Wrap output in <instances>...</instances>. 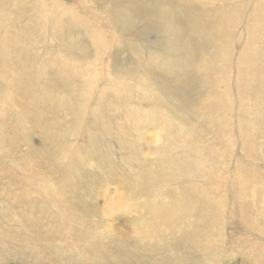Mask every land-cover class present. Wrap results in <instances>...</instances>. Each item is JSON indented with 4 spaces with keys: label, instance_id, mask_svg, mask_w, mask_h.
Returning a JSON list of instances; mask_svg holds the SVG:
<instances>
[{
    "label": "rangeland",
    "instance_id": "1",
    "mask_svg": "<svg viewBox=\"0 0 264 264\" xmlns=\"http://www.w3.org/2000/svg\"><path fill=\"white\" fill-rule=\"evenodd\" d=\"M44 1L37 0V3H33L32 0H0V39L7 38L9 43L13 41L22 47L24 50L22 55L10 56L11 60L14 65L20 61L26 63L29 75L36 81L33 86L38 89L43 87L40 90L41 96L44 92L43 79L52 76V73L57 75L56 65L52 63L55 56L69 57L73 59H70L73 64L86 68L87 73L83 74L84 76L75 74L70 78L75 79L72 81V87L82 85V88L86 87L83 90L91 92L92 96L89 101L79 103L81 101L79 96L73 95L68 88V92L66 91L64 85L67 80L60 79L62 82L57 81L47 90V99L35 96L24 109L15 101L20 96L16 82L4 73L2 64L0 65V97L9 96L11 98L9 108L18 110L19 138L24 141L20 142V148L31 155L30 166L27 163L23 164V169L18 167L16 161L0 164V264H66L65 258L62 257L64 252L60 247L64 241L61 236L69 239L70 233L63 231L60 234L58 228L61 227L59 225L52 227L53 219L43 217L41 214H38L41 225L32 226L29 220L30 210H26V203L32 204L36 189L46 190L49 194L48 190L59 191L65 187V194L68 192L70 187L66 186L64 171L76 151L75 157L77 155L80 167H75V172L78 175L81 173L82 177L74 181L73 191L78 199L73 202L77 205L81 224L73 227L74 229L83 228L86 232L91 229L100 234L112 233L118 237L115 241L120 244L140 240L136 234L143 228L141 221L148 218V213L134 205L133 208L128 207L127 202L130 201L128 196L135 192L133 201L140 204L141 201L154 197L150 192H144L148 191L146 188L154 187V191L161 194L152 204L157 207L172 200L170 188L175 186L177 191L180 187L184 192L183 188L189 184L186 182L191 180L190 186L194 185L199 190L204 188L206 190L208 187L214 201L224 202L223 214L221 218L218 217L220 222L212 223V228H220L219 236L215 239L211 251L203 250L198 243L193 245L185 241L186 235L190 233L188 228L184 234L183 229L187 228L184 223L190 215L185 214L184 207H176L175 215L181 219L175 225L173 233L167 236L169 238L165 242H160L157 238L150 240L157 249L161 248L158 254H162H157L159 257L157 261L160 264H163L161 262L182 264L186 256L189 262L196 261L198 264H264V115L257 117L258 121L254 122L257 130L253 133V144L248 148L241 144L239 137L241 134L237 133L236 124L238 121L251 120L255 115L248 110L240 111L239 114L235 111L228 113L232 142L222 147L220 144L224 141L222 139L227 138V134L218 133L211 124L210 117L205 116L208 97L215 90L209 75L202 74L200 83L176 91L163 83L158 77L155 63L151 61L155 52L156 56L165 52L167 43H174L177 38L189 36L190 33L194 36L196 34L195 43L202 42L206 47V52L200 59L208 60L207 53H214L219 45L218 29L216 27L213 29L218 21V13L215 10L217 4L224 5V2H229L233 5L239 0ZM51 2L59 6L56 12L61 14L62 19L59 18L61 21L67 20L66 16L69 15H73V18L83 14L90 20L91 13L96 12L98 14L94 21L96 27L100 31L103 28V34L108 37L111 44H105L99 53L91 31L74 21L57 32L56 23L52 21L55 18L49 20L42 16L44 10L46 13L52 7ZM257 2L258 0H244L246 4L241 23L237 24V28L229 36L233 41L229 52L231 58L239 55L246 43L245 17ZM120 11L124 13L128 11L133 16L134 29L131 27L129 29L127 24L118 26L114 23L117 22L115 14ZM165 11L169 13L167 17L171 16L174 22L164 31L162 24L165 18L160 16ZM43 15L46 14L43 12ZM47 20L51 25L48 30L44 28L45 24L49 27ZM107 22L112 24L111 33L105 26ZM146 27L150 28L148 36L140 37L139 33H143ZM1 42L2 40L0 44ZM3 55L4 53L0 52V58L4 57ZM43 65L45 70L42 68ZM261 65L264 68V63ZM94 73L97 74L98 80L95 79L94 84L84 86L85 75L89 77ZM189 76L198 81L195 74L189 73ZM140 78L141 90L145 92L150 90V94L144 95L140 100H137L138 92L126 98L124 92L134 91L127 87L131 86L135 79ZM261 78L264 84V73ZM58 86L63 88L60 89ZM67 86L71 87L70 84ZM91 87L94 89L91 90ZM251 87L245 86L242 89L244 102L248 103L252 94L264 96V86ZM217 90L221 88L218 87ZM155 107L159 108L171 123L182 122L188 127V131L182 135L184 140L197 138L209 142L208 146L211 148L222 147L217 154L219 157L215 155L213 161L209 163L214 169L215 180H208L207 184L208 181L203 179V171L196 169L193 171L189 164L185 166V174L175 175V180H170L164 164L161 161H154L157 155L162 156L157 149L163 142L158 135L163 130L154 122L147 123L146 119L142 118L135 121L132 117H139L137 112L144 114ZM130 114H133L132 117ZM136 122L140 126H136ZM9 129V125L6 126V130ZM48 141L53 149L55 147V151H52V160L49 161L43 157L52 150L45 146ZM179 144L178 142L177 145ZM132 145L137 146V153L147 159L146 162L156 177V186L155 184L151 186L145 180L140 182L142 184H129L122 168L129 159L128 150ZM6 146V149L12 150L11 146ZM2 159L0 155V160ZM58 163L61 165H57ZM134 164L137 165V162ZM27 169L47 178L50 189L47 190L33 182L31 173L25 172ZM235 171L251 175L253 181L251 180L247 191L245 190L250 193L249 197H243L245 188L240 189L239 186L238 189V184L233 183ZM238 190L242 193L240 194ZM182 192L175 193V202L182 198ZM42 196H45V192ZM39 204L43 206L42 203ZM205 220H209V216H206ZM192 229L199 231L201 228ZM183 234L185 240L180 244L184 238ZM120 248L122 250L113 260V264H137L139 259L141 262L144 258L145 251L135 260L128 256L124 246ZM151 250H147V253ZM177 255H181L179 261L181 263L178 262ZM104 256L106 257V254Z\"/></svg>",
    "mask_w": 264,
    "mask_h": 264
},
{
    "label": "bare ground",
    "instance_id": "2",
    "mask_svg": "<svg viewBox=\"0 0 264 264\" xmlns=\"http://www.w3.org/2000/svg\"><path fill=\"white\" fill-rule=\"evenodd\" d=\"M32 1L33 3H37V0ZM224 3V5L223 3H220L221 5L217 4V8H215L216 12L218 13V21L213 29L215 27L216 29H218L219 45L215 48L214 53H207L208 60L200 59V56H202L203 53L206 52V47L202 42L195 43L194 39L196 37V34L194 36V34L190 33L189 36H186L187 38L180 37L177 38L174 43H167L165 46V52L157 54V56L155 52V54H152L151 59L153 60L151 61L155 63L157 72L159 73L158 77L162 79L164 84H168V86H170L172 89H175L176 91L182 90L184 88H189L195 83H200L202 74L207 73L209 75L211 84L215 87V90H213L208 97V101L206 103L207 112L205 113V116L210 117L211 124H213L218 133H220L221 135L227 134V138L222 139L224 141H222L223 143L220 144L222 147L229 145L232 139V129L229 126L227 114L232 111L238 113L244 110H248L250 113H253V115H255L253 119L242 121L243 123L238 121V123L236 124V130L238 131L237 133L241 134L239 135L241 144L249 148L254 141L253 133L257 130V126L254 124V122H257L258 118L264 115V96L252 94L250 95L249 101L247 103L243 101L242 89L245 86H252L251 88L261 85L264 86V84H262L261 78L264 73V68L262 67L263 65H261V63H264V0H258L254 8H252L249 14L245 17V22L247 24V40L242 50H240L241 53H238L239 55H237L235 58H231L232 56L229 53L230 47H232L233 43V41L230 40L229 36L230 33L234 32L235 28H237V24L241 23L240 19L241 17L243 18V12L245 11L246 3H244V0H239L238 3H235L233 5L229 2ZM58 8L59 6H57V4H52V7L49 8L46 13L45 10L43 11L46 15H43L42 12V16H46L45 19L50 20L52 18H55L52 21L56 23L55 28L57 32H59V30H61V28L67 25L69 22L74 21L75 23L85 26L89 31H91L93 42L97 45L99 53L100 51H102L101 49L105 47V44H111L108 37L104 36L103 28L101 29L102 31H100V29H97L96 27V24L94 22L96 20V16H98L96 12L91 13L90 16H92V18H90V20H88L89 18L86 19L85 17L87 16L84 14L77 15L72 18L73 15H69L70 12H68L67 15L69 16H66L67 20L61 21L59 20V18L62 17H60L61 14H58L56 12ZM73 14L75 15L76 13ZM167 14L169 15V13L165 11L164 14H161L160 16L165 18V21L162 24L163 30L169 29L174 22V19L171 18V16L170 18L167 17ZM157 15H159V13H157ZM115 18H117V22H113L116 23V25L119 26L127 24V26H129V29L130 27L131 29H134L135 22L134 20H132L133 16L128 11L125 13L120 11L119 13L115 14ZM111 25L112 24H110L109 22L105 24L107 30H109L110 33L111 30H113ZM44 28H51L50 21L49 27H47V25L45 24ZM149 29V27L144 28L143 33H139V36H148L150 32ZM50 31L54 32L53 30ZM135 35L138 34L135 33ZM0 40H2L0 44V52L4 53V57H1L3 59L0 58V65L2 64L1 66L4 69V73L11 76L14 82H16L20 96L15 101L19 103L24 109L26 108L24 106L26 104H29L30 100H32L35 96H39L42 99H47V90L52 88V85L56 84L60 79H62L63 81L67 80L64 85L66 91L68 88L71 90L73 95L79 96L81 98V101L77 100L79 101V103H84L86 100L89 101L92 93H87V91L83 90L86 87L82 88V85H80L81 87H72V81H74L75 79L74 77L70 78L75 74H86L87 70L85 67L78 66V64H73L71 62V60L73 59L70 58V60L69 57L62 58L60 56H55L52 60V63L56 65L57 75H54V73H52V76H46L43 79L44 92L41 96L40 90L43 87L38 89L33 86L36 81L33 77H31V75H29L26 63L24 61H20L19 63L15 62L18 64L14 65L11 60L10 56L22 55V53L24 52L22 47L18 43L13 41L9 43L7 41V38L4 37ZM232 49L234 51V48ZM5 54L7 56H5ZM97 56L99 57V54ZM158 61H160L161 63ZM27 62H29V60H27ZM27 65L29 66V63H27ZM42 68L44 69V65ZM162 73H164V75ZM189 73L195 74V77L198 81L192 79L189 76ZM96 75L97 74L95 73L90 74L89 77L85 75L86 78L83 81V84H85L84 86L94 84L95 79L96 81L98 80ZM141 80V78L135 79L131 83V86L127 87L132 88L134 91H128V93L124 92V96L126 98H129L132 96L131 94H137L138 92L137 100H140V98H142L144 95L150 94V90H146V92L141 90V86L139 85ZM67 84H70L74 89L68 87ZM218 87L221 88V90H217ZM59 88L61 89L63 87ZM92 88L93 87H91L90 89L92 90ZM10 101L11 98L7 95H3L2 97H0V155L3 158L2 160H0V164L7 163V161H16L18 167L23 169V164L27 163V165L30 166L29 160H31V155L29 153L23 152L20 148V142L23 143L24 141L20 140L19 138L20 128L18 126V110L15 111L9 108ZM132 115L133 114H130L131 117ZM137 115L139 117H132V119H134L135 121L141 118L146 119L147 123L154 122L158 126V128H161V130H163V132L160 133L161 135L158 134L163 139V142L157 149L160 150L159 153H161L162 156L157 155V157L154 158V161H161L164 164V169H166L168 178L170 180H175V175L178 176L182 175V173L185 174L184 169L187 164H189L191 168H193V171L194 169L200 172L203 171V179L205 178L206 181L215 180V174L213 171L214 169L211 166L212 164L210 165L209 163L213 161V157L218 154V151H220L222 147L216 149L211 148L208 146L209 142H203L202 140L197 138L189 139V141L184 140L182 135L188 131V127L182 122H175V124L171 123L166 118L167 116L161 113V111L157 107L144 114L137 112ZM8 125L10 129L6 130V126ZM135 125L140 126L138 122H136ZM178 142L180 143L179 145H177ZM6 145L9 147L11 146L13 151L11 149H6ZM45 146L46 148L48 147L52 150L48 154L43 156L44 160H52L51 158L53 152L55 151V147L54 149L52 148L53 146L50 144V141L45 143ZM128 152H130V155L127 157L129 159L126 160L122 169L126 174L129 184H142L140 182H144L145 180L146 183L150 184L151 186H153V184H155L156 186L157 182H155L156 177L153 174V170H150V167L146 162L147 159L141 157L137 153V146L132 145V147L129 148ZM76 153L77 151L75 152V154ZM75 154L73 156L74 158L71 159L64 171L66 186L70 187L66 194L65 187L60 189L59 191L48 190L50 189V187H48L47 178L39 173L31 172V170L29 169L25 170V172L29 171L31 173V179L33 182L42 185L43 188L50 191L49 194H47L46 190L36 189L37 197L33 194L35 197H33L34 199H32V204L26 203V210H30V223L32 224V226L39 227L41 225V220L39 219L38 214H41L43 217H51L53 219L51 222L52 227L53 225H59V227H61L58 228L60 234L63 231H66V233H70L69 239L61 236L64 241L63 245H60V247L64 252L62 257L65 258L66 264H113V260L116 259V257L122 250L120 246H124V248L128 251V256L132 257L135 260L137 258H140L139 256L142 255L143 251H145L146 254L147 250L152 249L151 251H148L147 255L144 254V258L142 257L143 260L140 262L139 259V261H137V264H145L147 262L149 264H152L153 262L160 264V262L157 261L159 258L157 257V254L160 252L161 248L159 247L157 249L156 245L151 244L150 240H155L157 238L160 239V242H165L169 238L167 236L173 233L175 225H177L180 222L179 220L181 219L176 217L175 215L176 207H184L186 209L185 214L187 213L188 216H191V218L189 216V219L184 223L186 224L185 226L187 228L183 229V232L185 234L186 230H188L189 228L188 231L190 235H186L187 240H185V236L183 234L184 238L182 237L183 239L180 244L184 243L185 240L192 243L193 245L198 243L203 250H212V248L214 247L215 239L219 236L220 229L212 228V223L215 221L220 222V219L218 217L221 218V215L223 214L222 211L224 209V202L214 201V199L212 198L213 194H211V192H208V187L206 188V190L205 188L199 190L194 185L190 186L189 184L191 180L186 182L187 184L189 182V184H185L186 186L185 188H183L184 192H182V188L180 187L177 188V191L175 190V186L170 188L169 193L172 196V200L166 203H161L157 207H154L152 204L153 202H155V198L160 197L161 194H158L157 191H154V187H150L152 189L146 188V190L148 191H144L150 192L154 197H150L151 199H148L146 201H141L140 204L139 202L135 203V201H133V197L136 196L135 192H132L131 195L128 196V200H130L127 202L128 207L133 208L134 205L137 209H143L148 213V218H143V221H141L143 228L138 230V233L136 234L137 237H140V240H131L126 244H120L115 241L118 237L113 235L112 233L104 232L103 234H100L91 229L88 230V232L83 230V228L74 229L73 227H78L81 223L77 214V205H75V203L73 202H76V200L78 199L76 193L73 191V186L74 181L82 177L81 173V175H78L75 172V167H80L76 159L77 155L75 157ZM33 159L35 160L36 158L33 157ZM38 159L40 158L38 157ZM135 162H137V165L134 164ZM57 165H61V163H58ZM235 172L236 174L233 178V183L238 184V189L240 187V189L245 188L243 192L245 196L243 197H249L250 193L246 192V189L251 184V175H246V173L240 171ZM218 182H220V180ZM208 183L209 181L207 182V184ZM43 192H45V196H42ZM177 192H182L183 196L179 201L175 202V193ZM69 193L70 195H68ZM241 193L242 192H240V194ZM39 203H42L43 206H40ZM206 216H209V220H205ZM1 223L5 225L4 222ZM66 226L71 228H62ZM192 228L201 229L197 231V229L193 230ZM104 254H106V257L104 256ZM185 257L182 261V264H198L196 261H190L192 262L190 263L189 260H187L188 258ZM177 260L178 262L181 261V255H177ZM169 262H171V260H169ZM161 263L168 264L166 262Z\"/></svg>",
    "mask_w": 264,
    "mask_h": 264
}]
</instances>
